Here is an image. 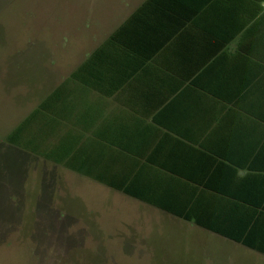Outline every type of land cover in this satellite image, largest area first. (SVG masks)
<instances>
[{"label":"crops","instance_id":"1","mask_svg":"<svg viewBox=\"0 0 264 264\" xmlns=\"http://www.w3.org/2000/svg\"><path fill=\"white\" fill-rule=\"evenodd\" d=\"M116 8L47 97L78 130L60 139L77 144L66 167L145 213L264 246V0Z\"/></svg>","mask_w":264,"mask_h":264},{"label":"rangeland","instance_id":"2","mask_svg":"<svg viewBox=\"0 0 264 264\" xmlns=\"http://www.w3.org/2000/svg\"><path fill=\"white\" fill-rule=\"evenodd\" d=\"M117 3L0 0V264H264L255 250L145 213L66 167L77 144L60 139L78 130L47 97Z\"/></svg>","mask_w":264,"mask_h":264},{"label":"trees","instance_id":"3","mask_svg":"<svg viewBox=\"0 0 264 264\" xmlns=\"http://www.w3.org/2000/svg\"><path fill=\"white\" fill-rule=\"evenodd\" d=\"M46 105V104H45ZM43 106V105H42ZM46 107V106H44ZM30 120V119H29ZM28 124V121H24L13 133L12 135L8 136V141L12 144H16L18 142L17 140V133L21 130H23L25 128V126ZM213 229V228H210ZM215 229V228H214ZM218 233H220L221 235L228 237L238 243H242L243 245L255 249L257 251H260L262 253H264V246L261 247V245H258L253 239L252 237H250L249 235H247L246 237L242 238V236H237V234H235L234 232H229V231H217L214 230Z\"/></svg>","mask_w":264,"mask_h":264}]
</instances>
